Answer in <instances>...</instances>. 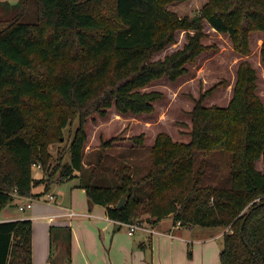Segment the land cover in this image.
<instances>
[{
  "label": "trees",
  "instance_id": "1",
  "mask_svg": "<svg viewBox=\"0 0 264 264\" xmlns=\"http://www.w3.org/2000/svg\"><path fill=\"white\" fill-rule=\"evenodd\" d=\"M174 1L181 0H0V212L18 208V196L40 197L76 178L89 205L104 206L111 220L154 226L169 216L172 225L226 228L219 264H264V104L247 60L225 106L204 103L215 87L195 101L188 141L160 131L139 151V133L130 137L136 147L115 157L112 138L85 166V119L110 107L153 112L163 93L142 88L188 72L206 49L204 23L227 34L240 55L249 53L252 32H264V0H207L192 18L170 11ZM182 29L193 31L182 47L154 59ZM260 56L264 63V38ZM74 120L69 160L52 165L49 145ZM32 229L28 218L0 220V264H32Z\"/></svg>",
  "mask_w": 264,
  "mask_h": 264
},
{
  "label": "rangeland",
  "instance_id": "2",
  "mask_svg": "<svg viewBox=\"0 0 264 264\" xmlns=\"http://www.w3.org/2000/svg\"><path fill=\"white\" fill-rule=\"evenodd\" d=\"M9 3H15L17 0H3ZM207 2V0H181L174 1L167 5L170 11H173L179 17L192 18L200 11L201 7ZM3 8L0 7V14H2ZM203 37L202 43L206 46V49L196 58L192 63L188 64V72L175 81L169 80L167 77H161L152 81L150 84L142 88V90H160L163 93V97L154 103V111L148 114H119L114 107H110L106 110V114L101 116L99 113L94 112L85 119L84 129L87 135L85 142V164L90 158V155L101 147L103 141L108 139L113 140L111 148L108 150L110 154L118 157L120 151H129L136 145L130 140V137L143 133L144 144L140 147L144 151L149 147L160 131L168 133L172 139L177 141H188L190 131V111L194 106L195 101L206 90L215 87L212 92L205 98L204 103L206 105L217 104L225 106L231 97L232 84L235 80V73L238 63L245 59L256 69L258 75V93L262 98L264 104V63L261 61L260 49L264 38V32L255 31L250 35L249 53L246 55L238 54L232 45L230 37L225 33L217 32L209 24H203ZM192 30H178L176 32V41L165 47L163 50L156 52L153 55L154 59L163 58L171 51L181 48L187 41V33H192ZM78 126L77 120H74L71 124H67L62 130L63 135L61 141L54 142L49 145V152L51 154V164L56 165L59 161L69 160V142L74 130ZM61 157V160L58 157ZM146 153L140 156L142 165H146L147 155ZM92 156V155H91ZM126 156V154L124 155ZM84 164V165H85ZM87 166V164L85 165ZM257 168H262L263 163L261 160L256 162ZM33 177L42 176L41 169H31ZM76 178L65 180L62 182H54L50 185L48 192H54L58 196V200L62 199L64 203H70V196L77 211L81 210L79 205L80 201L86 197L83 188L76 187ZM35 192H41L43 186L39 185L33 188ZM28 197V196H27ZM22 198V199H21ZM17 198V202L27 200V198ZM45 195L40 197H33L30 201L31 207L24 211H19L15 206L9 204L2 209L1 215H12L15 217H28L31 220L32 227L35 231L31 240L32 247V264H42L43 261H51L53 264H69L70 260V240L69 233L74 227V222L68 224L69 221L66 218L55 217L58 209L53 203L44 201ZM15 199V200H16ZM87 199V197H86ZM88 202V201H87ZM89 203V202H88ZM78 218V217H76ZM80 220L84 222L83 217ZM145 218V214L142 215ZM143 222V219H135L134 222ZM63 222V223H62ZM146 225V223L144 224ZM71 226V227H70ZM179 225H172V228ZM145 227L152 228L148 225ZM219 227H202L195 226L193 233L195 236L203 240L206 232H215ZM182 231L190 236V228L182 227ZM78 230L83 233V230L78 227ZM142 232L139 229L135 234L128 236L131 238H137L142 236ZM149 233V232H148ZM202 233V234H200ZM154 239L156 235H152ZM196 238V237H195ZM153 239V240H154ZM145 242V251L151 255L152 239ZM206 241L197 243L201 245ZM219 244L223 245L221 239L218 240ZM139 244L137 249H139ZM192 245L186 247V257L188 261L190 259H197L203 249H197L193 251ZM144 251V250H142ZM191 252L188 255V252ZM208 251H204L202 254L206 256ZM214 252L210 253V261H212ZM218 256V254H217ZM43 258V259H42ZM151 258V256H150Z\"/></svg>",
  "mask_w": 264,
  "mask_h": 264
},
{
  "label": "crops",
  "instance_id": "3",
  "mask_svg": "<svg viewBox=\"0 0 264 264\" xmlns=\"http://www.w3.org/2000/svg\"><path fill=\"white\" fill-rule=\"evenodd\" d=\"M48 193L54 194L56 198L55 201L49 202L53 203L58 209L56 214L52 215L66 218L69 221L68 224L75 223L69 233L71 256L69 264H219V253L223 245H220L218 240L221 239L223 242L222 237L226 228L219 227V230L215 232H206L203 239L206 242L198 245L197 243H201L203 240L193 233V228L196 225L172 228L173 222L171 217L168 216L159 221L158 224L150 226L154 229V232L148 233L145 229H139L143 232L142 236L138 237L137 240V238L128 237L134 235L136 231L132 235H129L122 223L111 220L106 216L104 206L98 204L89 205L86 197H84V200L79 202L81 210L77 211L73 208L76 204L71 203L72 197H75L74 195L70 196V203H64L62 199L58 200V196L54 192ZM24 201L25 199L19 201V203ZM69 209L82 213V215L72 217L64 215ZM28 217L20 216L2 218L0 220ZM79 217H83L85 219L84 222ZM79 226L83 230V233L78 230ZM182 227L190 228V236H187L182 231ZM153 234L157 236L156 239L152 238ZM149 239H152L151 255L145 251V248L142 249L146 245L144 241ZM193 243H195L193 251L203 249V253L207 250L208 254L203 256V253H201L197 259L192 258L190 259L191 261H188L185 246L192 245ZM139 244L142 245L137 249ZM211 252L216 253L213 255L212 261H210L211 257L209 256ZM42 264L50 263L46 258ZM51 264L53 263L51 262Z\"/></svg>",
  "mask_w": 264,
  "mask_h": 264
},
{
  "label": "built area",
  "instance_id": "4",
  "mask_svg": "<svg viewBox=\"0 0 264 264\" xmlns=\"http://www.w3.org/2000/svg\"><path fill=\"white\" fill-rule=\"evenodd\" d=\"M33 168L39 169L40 168V164L39 163H35L33 165ZM14 195H16V194H14ZM18 197L27 198V200H25L24 202H21V203H19L17 205L19 211H24V210L29 209L31 207L30 201L33 199V197H24V196H18ZM55 200H56V198H55L54 194L47 193L45 195L44 201L53 202ZM64 215H68V216L72 217V216H76V215H82V213H79V212H77V211H75L73 209H69L67 212L64 213ZM120 223H122L126 227L127 233L129 235H132L137 229H145L148 232H154V229L145 227L141 222L132 221V222H128V223L127 222H120ZM176 225H179V222H177L175 224V226Z\"/></svg>",
  "mask_w": 264,
  "mask_h": 264
},
{
  "label": "water",
  "instance_id": "5",
  "mask_svg": "<svg viewBox=\"0 0 264 264\" xmlns=\"http://www.w3.org/2000/svg\"><path fill=\"white\" fill-rule=\"evenodd\" d=\"M125 200H126V197L123 196L121 197V199L119 200L118 204H117V207H122L125 205Z\"/></svg>",
  "mask_w": 264,
  "mask_h": 264
}]
</instances>
